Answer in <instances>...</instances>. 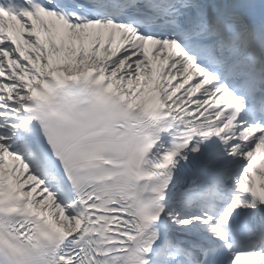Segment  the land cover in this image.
I'll use <instances>...</instances> for the list:
<instances>
[{
	"label": "snow or ice",
	"instance_id": "snow-or-ice-1",
	"mask_svg": "<svg viewBox=\"0 0 264 264\" xmlns=\"http://www.w3.org/2000/svg\"><path fill=\"white\" fill-rule=\"evenodd\" d=\"M0 264H264V0H0Z\"/></svg>",
	"mask_w": 264,
	"mask_h": 264
}]
</instances>
